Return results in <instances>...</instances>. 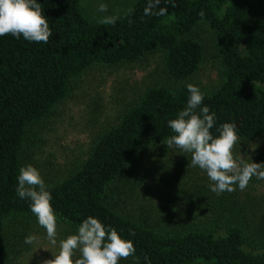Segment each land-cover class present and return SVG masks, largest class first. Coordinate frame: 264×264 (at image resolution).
<instances>
[{"label": "trees", "instance_id": "16d2710c", "mask_svg": "<svg viewBox=\"0 0 264 264\" xmlns=\"http://www.w3.org/2000/svg\"><path fill=\"white\" fill-rule=\"evenodd\" d=\"M37 2L52 32L47 43L0 36V225L35 216L31 201L17 195L19 169L36 147L39 131L33 129L52 117L76 78L95 65L133 63L162 49L169 76L185 81L206 58L195 34L202 22L215 33L224 68L220 86L203 91V105L216 117L213 135L233 122L240 139L264 134V0H162L165 15H146L148 0H136L114 25L92 20L80 0ZM187 85L148 88L97 138L81 166L61 182L45 183L57 219L78 230L92 216L115 228L135 246L127 264H264V233L252 234L230 198L208 204L207 221L186 218L168 232L119 210L124 188L118 183L135 187L129 180L139 155L174 134L168 121L186 106ZM8 259L0 237V264Z\"/></svg>", "mask_w": 264, "mask_h": 264}, {"label": "rangeland", "instance_id": "374dc122", "mask_svg": "<svg viewBox=\"0 0 264 264\" xmlns=\"http://www.w3.org/2000/svg\"><path fill=\"white\" fill-rule=\"evenodd\" d=\"M136 0H80L83 11L99 22L105 16H119L127 12ZM101 4L106 12H99ZM195 34L206 49L202 69L185 81L173 80L166 68L165 52L157 49L133 63L108 66L95 65L76 78L70 95L57 104L52 117L33 129L39 131L34 149L25 159L36 167L44 182L65 180L88 158L97 138L117 122L125 109L148 88L165 85L177 90L182 83L197 85L202 91L216 90L223 81L224 68L217 55L215 33L207 22L200 23ZM41 129V131H40ZM36 135V134H35ZM234 156L245 162L264 163V134L238 139ZM129 182L120 181L122 191L119 210L126 216L147 222L160 232L171 231L179 220L207 221L206 206L220 205L223 198L237 203L238 213L246 219L252 234L264 233V180L253 176L244 190L234 185L235 191L219 195L211 191L207 173L191 165V154L166 143L143 151L136 160ZM128 181V180H127ZM140 181V182H139ZM139 182V183H138ZM220 202V203H217ZM209 220V219H208ZM55 245L47 238L36 216H21L0 225V237L8 254V264H42L58 254L60 241L77 230L57 219ZM37 241L25 244L28 235ZM79 251L74 256L78 258ZM119 264H127L121 259Z\"/></svg>", "mask_w": 264, "mask_h": 264}, {"label": "clouds", "instance_id": "9594fccd", "mask_svg": "<svg viewBox=\"0 0 264 264\" xmlns=\"http://www.w3.org/2000/svg\"><path fill=\"white\" fill-rule=\"evenodd\" d=\"M161 2L148 0L145 14L165 15L168 9L161 7ZM163 2L168 4L169 0ZM98 11L106 12L107 5L101 4ZM118 18L116 15L105 16L99 22L114 25ZM9 34L16 38L22 36L30 42H48L52 32L37 0H0V36ZM187 90L186 106L176 118L168 121L174 134L166 140L167 147L175 146L184 153H190L191 165L207 173L212 182L211 191L217 195L235 191L234 185L244 190L253 176L264 180V163L245 162L241 157L234 156L233 149L239 139L236 124L224 123L217 129L219 135L214 136L211 129L216 117L207 105H203L205 93L193 84H188ZM17 180V195L31 201L32 213L46 230L50 243L55 245L57 216L49 186L31 164L19 169ZM36 241L37 237L32 234L24 239L25 244ZM77 250L80 256L74 259ZM135 251L132 240L124 239L115 228L105 227L98 218L90 216L82 221L76 234L60 241L58 254L42 264H119L121 259L133 256Z\"/></svg>", "mask_w": 264, "mask_h": 264}]
</instances>
